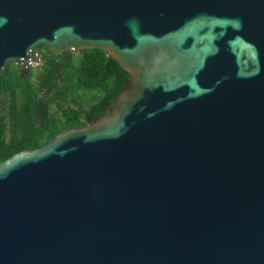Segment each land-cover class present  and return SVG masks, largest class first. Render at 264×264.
<instances>
[{
	"label": "water",
	"instance_id": "obj_1",
	"mask_svg": "<svg viewBox=\"0 0 264 264\" xmlns=\"http://www.w3.org/2000/svg\"><path fill=\"white\" fill-rule=\"evenodd\" d=\"M40 48L128 76L0 162V264H264V0H0V72Z\"/></svg>",
	"mask_w": 264,
	"mask_h": 264
},
{
	"label": "trees",
	"instance_id": "obj_2",
	"mask_svg": "<svg viewBox=\"0 0 264 264\" xmlns=\"http://www.w3.org/2000/svg\"><path fill=\"white\" fill-rule=\"evenodd\" d=\"M40 51V64L29 73L9 66L0 73V162L97 117L128 76L99 48Z\"/></svg>",
	"mask_w": 264,
	"mask_h": 264
},
{
	"label": "rangeland",
	"instance_id": "obj_3",
	"mask_svg": "<svg viewBox=\"0 0 264 264\" xmlns=\"http://www.w3.org/2000/svg\"><path fill=\"white\" fill-rule=\"evenodd\" d=\"M42 52V51H40ZM10 68H14L13 66H9ZM34 68V67H33ZM32 67H30V69H33ZM86 93L85 94H95L96 91H85Z\"/></svg>",
	"mask_w": 264,
	"mask_h": 264
},
{
	"label": "built area",
	"instance_id": "obj_4",
	"mask_svg": "<svg viewBox=\"0 0 264 264\" xmlns=\"http://www.w3.org/2000/svg\"><path fill=\"white\" fill-rule=\"evenodd\" d=\"M39 64H40V62H37V63L34 64V65H30V67H32V68L34 67V68H35V67H37Z\"/></svg>",
	"mask_w": 264,
	"mask_h": 264
},
{
	"label": "flooded vegetation",
	"instance_id": "obj_5",
	"mask_svg": "<svg viewBox=\"0 0 264 264\" xmlns=\"http://www.w3.org/2000/svg\"><path fill=\"white\" fill-rule=\"evenodd\" d=\"M8 66H13V65H7V66L4 67L3 70H5ZM13 67H15V66H13ZM15 68H16V67H15ZM3 70H2V71H3ZM17 70H18V69H17ZM2 71H1V72H2ZM1 72H0V73H1Z\"/></svg>",
	"mask_w": 264,
	"mask_h": 264
}]
</instances>
